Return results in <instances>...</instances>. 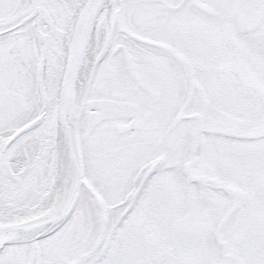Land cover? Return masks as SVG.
<instances>
[{
	"label": "snow or ice",
	"instance_id": "snow-or-ice-1",
	"mask_svg": "<svg viewBox=\"0 0 264 264\" xmlns=\"http://www.w3.org/2000/svg\"><path fill=\"white\" fill-rule=\"evenodd\" d=\"M0 264H264V0H0Z\"/></svg>",
	"mask_w": 264,
	"mask_h": 264
}]
</instances>
